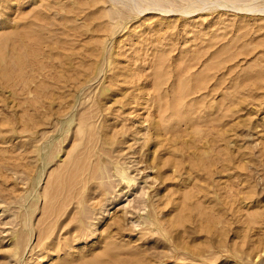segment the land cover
Wrapping results in <instances>:
<instances>
[{
    "label": "rangeland",
    "instance_id": "1",
    "mask_svg": "<svg viewBox=\"0 0 264 264\" xmlns=\"http://www.w3.org/2000/svg\"><path fill=\"white\" fill-rule=\"evenodd\" d=\"M169 1L0 0V264H264V0Z\"/></svg>",
    "mask_w": 264,
    "mask_h": 264
},
{
    "label": "bare ground",
    "instance_id": "2",
    "mask_svg": "<svg viewBox=\"0 0 264 264\" xmlns=\"http://www.w3.org/2000/svg\"><path fill=\"white\" fill-rule=\"evenodd\" d=\"M153 4H154V6H152V7H161V6H162L161 8L164 9V7H166L167 5L170 4V1H169V0H154ZM153 4H152V5H153ZM156 5H161V6H156ZM168 10H171V9H168ZM196 86H197V85H196ZM200 88H201V87H200ZM196 89H197V88H196ZM196 89H195V90H196ZM198 89H199V88H198ZM201 89H202V88H201ZM199 90H200V89H199ZM199 90H198V91H199ZM179 91H180V90H179ZM177 92H178V91H177ZM179 93H180V92H179ZM193 93H195V92H193ZM163 95H164V94H163ZM178 95H181V94H178ZM187 95H188V94H187ZM189 95H190V94H189ZM181 96H182V95H181ZM189 97H190V96H189ZM181 98H182V97H181ZM179 99H180V98H179ZM190 99H191V98H190ZM187 101H188V100H187ZM175 102H176V101H175ZM177 102H178V101H177ZM173 103H174V102H173ZM180 103H182V102H180ZM180 103H179V104H180ZM61 107H62V106H61ZM176 107H177V103H176ZM177 109H178V107H177ZM163 110L165 111V109H163ZM165 112H166V111H165ZM180 112H181V111H180ZM171 115H172V114H171ZM171 115H170V116H171ZM223 116H224V114H223ZM167 117H168V116H167ZM160 118H161V117H160ZM82 121H83V120H82ZM84 121H85V120H84ZM187 128H188V127H187ZM197 132H198V131H197ZM180 133H181V132H180ZM180 133H179V134H180ZM195 133H196V130H195ZM225 134H226V133H225ZM182 135H183V134H182ZM193 135H194V134H193ZM201 135H202V134H201ZM177 137H178V135H177ZM201 137H202V136H201ZM197 138H198V137H197ZM198 139H200V138H198ZM198 139H197V140H198ZM193 140H194V139H193ZM210 142H212V141H210ZM193 143H194V141H193ZM196 144H197V143H196ZM205 144H206V143H205ZM199 145H200V144H199ZM213 145H214V144H213ZM196 146H198V145H195V147H196ZM197 149H198V148H197ZM195 152H196V151H195ZM205 154H207V153H205ZM209 154H210V153H209ZM193 155H194V154H193ZM196 155H197V154H196ZM210 155H211V154H210ZM182 157H183V156H182ZM204 157H205V156H204ZM199 158H202V157L199 156ZM205 158H206V157H205ZM207 159H208V158H207ZM211 160H212V159H211ZM211 160H210V161H211ZM205 162H206V161H205ZM174 167H175V166H174ZM182 167H183V166H182ZM176 168H177V167H176ZM181 170H182V169H181ZM208 171H209V169H208ZM173 173H174V172H173ZM173 173H172V174H173ZM132 177H133V176H132ZM193 177H194V176H193ZM93 178H94V177H93ZM135 178H136V177H135ZM189 178H191V177H189ZM129 179H130V178H129ZM121 181H122V180H121ZM130 181H131V179H130ZM123 183H124V182H123ZM133 183H134V182H133ZM116 185H117V184H116ZM128 186H129V185H128ZM63 187H64V186H63ZM92 187H93V186H92ZM116 187H117V186H116ZM80 188H81V187H80ZM80 188H79V189H80ZM120 188H121V187H120ZM74 189H75V188H74ZM121 189H122V188H121ZM70 190H71V188H70ZM65 191H66V190H65ZM67 191H68V189H67ZM72 191H74V190H72ZM77 191H78V190H77ZM58 192H59V191H58ZM61 192H62V189H61ZM127 192H128V191H127ZM192 192H193V191H192ZM74 193H75V192H74ZM79 193H80V192H79ZM82 193H83V192H82ZM95 193H96V192H95ZM61 194H62V193H61ZM68 194H70V193H68ZM89 194H90V193H89ZM105 194H106V192H105ZM189 194H190V192H189ZM66 195H67V194H66ZM70 195H71V194H70ZM76 195H78V194L76 193ZM195 195H196V194H195ZM195 195H194V196H195ZM80 196H81V195H80ZM117 196H118V195H117ZM183 196H185V195H183ZM186 196H187V195H186ZM196 196H197V195H196ZM76 197H77V196H76ZM94 197H95V196H94ZM96 197H97V195H96ZM102 197H103V196H102ZM65 198H66V197H65ZM67 198H68V197H67ZM67 198H66V199H67ZM72 198H73V197H72ZM82 198H83V197H82ZM68 199H69V198H68ZM184 199H185V197H184ZM54 200H55V197H54ZM64 200H65V199H64ZM78 200H79V199H78ZM107 200H108V199H107ZM190 200H191V199H190ZM194 200H196V199H194ZM56 201H58V200L56 199ZM80 201H81V200H79V202H80ZM103 201H104V200H103ZM105 201H106V200H105ZM185 201L187 202V200H185ZM67 202H68V200H67ZM101 202H102V201H101ZM191 202H192V201H191ZM63 203H64V202H63ZM68 203H69V202H68ZM91 203H92V202H91ZM187 203H188V202H187ZM34 204H35V203H34ZM56 204H57V203H56ZM66 204H67V203H66ZM66 204H65V205H66ZM70 204H71V203H70ZM103 204H104V203H103ZM191 204H192V203H191ZM8 205H9V204H8ZM58 205L60 206V204H58ZM187 205H188V204H187ZM75 206H76V205H75ZM82 206H83V205H82ZM87 206H88V205H87ZM97 206H98V205H97ZM54 207H55V208H54L55 211H57L58 209H60V212H61V210H62V213L59 214V215H57L58 213L55 214V213H54V209H53V213L56 215V216H55L56 219H59V217L61 218V216L65 213L66 208L63 209V208H64L63 205H62L63 208H62V207H58V206H54ZM56 207H57L58 209H56ZM89 207H90V206H89ZM11 208H12V207H11ZM80 209H81V208H80ZM80 209H78L79 211L76 212V213H77V216L75 217V220H76V223H78V224H77V226H76V224H75V227L79 228V230H77V231H79V232L81 233V235H83L84 232H85V235H87L89 232H88V231H87L88 233L86 232V228H87V227H85V226H86V222H87L88 219H87V217H85V216L87 215V213H89V211H88L89 209L87 210L88 212L85 211L86 215H85V213H84V210L82 211V209H84V208H82L81 210H80ZM90 209H91V208H90ZM98 209H99V208H98ZM153 209H154V208H153ZM74 210H75V209H74ZM85 210H86V209H85ZM14 212H15V211H14ZM57 212H59V210H58ZM49 213L51 214V212H49ZM53 213H52V214H53ZM93 213H94V212H93ZM155 213H156V212H155ZM25 214H27V213H25ZM52 214H51V215H52ZM54 214H53V215H54ZM17 215H18V214H17ZM49 216H50V215H49ZM87 216L89 217V216H90V213H89V215H87ZM161 216H162V215H161ZM57 217H58V218H57ZM153 217H154V216H153ZM85 218H86V219H85ZM162 218H163V217H162ZM77 220H78V221H77ZM161 220H162V219H161ZM179 220H180V219H179ZM181 220H182V218H181ZM54 221H59V220H55V218H54ZM162 221H163V220H162ZM66 222H67V221H66ZM79 222H80V224H79ZM122 222H123V221H122ZM53 223H54V222H53ZM56 223H57V222H55V224H56ZM81 223H83V224L81 225ZM88 223H89V222H87V225H88ZM160 223H161V222H160ZM163 223H164V222H163ZM49 224H52V223H49ZM49 224H48V225H49ZM55 224H53V225H55ZM61 224H63V223H61ZM64 224H65V223H64ZM64 224H63V225H64ZM183 224H184V222H183ZM56 225H57V224H56ZM163 225H164V224H163ZM168 225H169V224H168ZM173 225H174V224H172L171 226H173ZM50 226H51V225H50ZM58 226H60V225L58 224ZM169 226H170V225H169ZM176 226H177V225H176ZM75 227H74V228H75ZM56 228H57V227H56ZM161 228H162V227H161ZM163 228H165V227H163ZM167 228H168V227H167ZM170 228H171V229L173 228L171 231L177 229V227H175V228H176V229H175L174 226H173V227H170ZM170 228H168V229H170ZM84 229H85V230H84ZM33 230H34V229H33ZM91 230H92V229H91ZM165 230H167V229H165ZM168 231H170V230H168ZM171 231H170V232H171ZM93 232H94V231H93ZM77 233H78V232H77ZM80 233H78L79 236H80ZM177 233H179V232H177ZM177 233H176V234H177ZM44 234H45V233H44ZM20 235H21V234H20ZM46 235H47V234H45V236H46ZM177 235H178V234H177ZM26 236H27V235H26ZM39 236H40V235H39ZM72 236H73V235H72ZM106 236H107V235H106ZM22 237H24V235H23ZM73 237H74V236H73ZM83 237H84V236H83ZM26 238H28V237H26ZM26 238H24V240H25ZM42 238H44V237H42ZM18 239H19V238H18ZM178 239H180V238H178ZM42 240H43V239H42ZM65 241H66V240H65ZM178 241L181 242V240H178ZM178 241H177V243H179ZM23 242H24V241H23ZM23 242L21 243V241H19V242H18V245H19V246H21V245L23 246ZM26 242H27V241H26ZM109 242H110V241H109ZM67 243H68V242H67ZM175 243H176V240H175ZM24 244H25V242H24ZM179 244H180V243H179ZM179 244H178V245H179ZM106 245H108V243H107ZM24 246H25V245H24ZM23 248H24V247H23ZM149 248H150V247H149ZM177 248H178V247H177ZM113 249H114V248H113ZM144 249H145V248H144ZM119 250H120V249H119ZM21 251H22V250H21ZM143 251H145V250H143ZM146 251H147V250H146ZM103 252H104V251H103ZM107 252H108V251H107ZM116 252H119V251H116ZM116 252H115V253H116ZM110 253H111V252H110ZM173 253H175V252L173 251ZM157 254H159V253H157ZM19 255H20V254H19ZM110 255H111V254H110ZM117 255H118V254H117ZM101 256H102V254H101ZM115 256H116V254H115ZM115 256H114V257H115ZM101 258H102V257H101ZM96 259H97V258H96ZM97 260H98V259H97ZM108 260H111V259H108ZM71 261H72V260H71ZM71 261H70V262H71ZM99 261H100V260H99ZM146 263H147V262H146ZM68 264H69V263H68Z\"/></svg>",
    "mask_w": 264,
    "mask_h": 264
}]
</instances>
